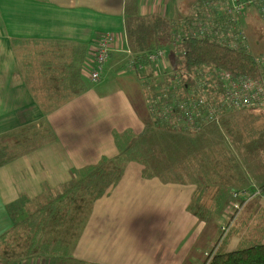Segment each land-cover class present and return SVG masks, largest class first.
Segmentation results:
<instances>
[{
	"label": "crops",
	"instance_id": "0c3cea01",
	"mask_svg": "<svg viewBox=\"0 0 264 264\" xmlns=\"http://www.w3.org/2000/svg\"><path fill=\"white\" fill-rule=\"evenodd\" d=\"M126 1L0 0V134L44 120L55 137L0 166V234L12 223L7 207L15 206L20 197L44 199L49 190L72 178L75 168L113 156L117 152L114 130L140 132L150 121L143 91L145 86L146 90L153 87L154 81L144 83L126 66L130 56L124 30ZM179 1L177 5L171 0L132 3L140 14L158 13L176 20L189 15ZM105 33L116 39L100 79L90 90L44 115L17 78L19 67L10 38L86 46L81 75L89 78L88 60L97 37ZM126 70L130 77H124ZM126 80L136 82L134 88ZM231 115L221 119L220 129L244 175L230 189H246L256 200L249 211L251 200L245 205L240 213L245 214H239L230 228L227 251L243 240L260 238L264 243V230L258 229L264 225V191L260 189L264 186V110L239 109ZM217 189L146 178L138 163H130L109 194L94 202L73 257L99 264H201L230 213L229 203L203 201L202 196L209 197ZM197 209L207 216L206 221L194 214ZM10 256L6 264H52L46 257L24 258L22 248L13 249Z\"/></svg>",
	"mask_w": 264,
	"mask_h": 264
},
{
	"label": "trees",
	"instance_id": "16d2710c",
	"mask_svg": "<svg viewBox=\"0 0 264 264\" xmlns=\"http://www.w3.org/2000/svg\"><path fill=\"white\" fill-rule=\"evenodd\" d=\"M217 4L216 0H198L194 15L174 20L158 13L140 14L132 0H127L124 13L127 45L139 53L165 47L181 35L180 51L174 57L179 69L189 72L215 67L233 77H263V67L256 56L241 47L220 44L217 35L200 33L195 27L199 22H214L216 26L225 22L222 16L216 19ZM206 8L215 10L216 15L211 12L202 18L204 21L199 20L198 13L202 14ZM10 43L19 67L17 78L24 82L44 115L86 90L81 75L86 46H77L73 41L15 38H10ZM233 112L236 109L221 107L220 117L232 116ZM112 137L117 149L113 156L104 155L96 163L75 168L74 176L55 191L49 190L44 199L28 200L22 196L15 206L7 207L12 223L0 234V264L8 263L10 252L16 248L23 249L24 258L46 257L52 264H99L74 258L73 251L94 202L118 184L130 161L143 165L142 174L146 178L148 172L144 166L147 164L164 172L177 168L175 172L184 183L204 188L231 187L243 179L242 168L215 123L198 132L186 133L146 121L140 132L125 128L114 130ZM54 138L52 128L44 120L0 134V166L39 149ZM165 174L171 173L153 176L164 181ZM260 189L264 191V186ZM194 214L207 220L200 209ZM258 229L263 231L264 225ZM228 233L210 259L201 264H264V243L260 238L240 241L234 250L227 251ZM219 236L217 233L215 241Z\"/></svg>",
	"mask_w": 264,
	"mask_h": 264
},
{
	"label": "built area",
	"instance_id": "2783aa9c",
	"mask_svg": "<svg viewBox=\"0 0 264 264\" xmlns=\"http://www.w3.org/2000/svg\"><path fill=\"white\" fill-rule=\"evenodd\" d=\"M217 5H220V16L226 19L225 22L219 26L214 22H199L194 24L195 27L200 33L217 35L220 44L241 47L248 51L246 35L240 26L237 13L247 5H254L264 26V0H220ZM115 39L114 35L108 33L97 37L91 58L86 62L90 81L96 82L100 79ZM180 43L181 35H177L167 45L171 49L170 57L166 54L165 47L139 53L133 52L129 47L127 49L130 55L126 63L128 69L144 83L150 82L151 79L154 81L153 87H147L145 99L149 119L155 125L195 133L210 123L220 127L221 107L264 110V54L256 56L258 63L263 67L261 78L233 77L215 67L188 72L175 66L174 57L180 51ZM181 52L185 54V51ZM232 190L230 213L222 226L223 235L212 246L216 250L242 209L255 196L246 189ZM211 254L212 252H207L206 256L211 257Z\"/></svg>",
	"mask_w": 264,
	"mask_h": 264
},
{
	"label": "rangeland",
	"instance_id": "374dc122",
	"mask_svg": "<svg viewBox=\"0 0 264 264\" xmlns=\"http://www.w3.org/2000/svg\"><path fill=\"white\" fill-rule=\"evenodd\" d=\"M178 1L179 0H171V2L175 3V4ZM197 2H198V0H180L179 1V3H180L179 5L182 6L183 8H185V9L187 8L186 12L185 11H183V12H185L186 14H191L192 12H194L197 9V7H196ZM216 2H220V0H216ZM216 7L218 8L217 10H218V13H219V16L216 19H220V13H221L220 5H216ZM177 10H178V8H177ZM189 11H190V13H188ZM211 12L214 15H216V11L215 10H211L209 8H206L205 11H202V14L198 13V16H199L198 18H200L199 20L204 21V19H202V18L208 17ZM194 14L195 13H192V15H194ZM237 15H238L239 20H240V26H241L242 30L244 31V33L246 35L247 44L249 46L247 48L248 51L254 56H261L260 54H264V26L262 25V23H261V21L259 19L258 13L255 11V6L254 5H247L246 7L241 9L237 13ZM165 48H166V54L170 57L171 56V49L168 46H165ZM127 71L128 70H126V72H124V73H126V76H124L125 78L130 77V75H129V73ZM84 81H85V85L87 87V89H86L87 91L90 90L93 87V84H95V82H91L89 80V78H87V77H84ZM126 81H128V80H126ZM120 83H121V80H120ZM127 83H128V85L130 87L134 88V84L136 82H133L131 80V81H128ZM144 91L146 92V86L144 88ZM144 91H143V94H145ZM134 162H136V161H134ZM130 163H133V162L130 161L125 166V169H127L128 165ZM136 163H138L142 167V170H143V165L141 163H139V162H136ZM144 167H146V170H147L146 172H148L146 174L148 175V177H152L155 173H171L170 175L169 174H165L164 175V183H166V182H173L175 184L184 183V181L180 180V178H179L180 174L175 172V170L177 168L172 169L170 172H164L162 170H159V168L150 166L148 164L145 165ZM124 172H125V170H124ZM155 177H157L158 179L161 180L160 177H158V176H155ZM193 185H195L196 187H199V185H197V184H193ZM236 187H239V186H236ZM208 188L210 189V191H211V189H215V188H218V189H217V193H215L213 191L210 192L209 197L208 196L207 197L202 196V199H203L204 202H207L209 204H212V203H215V204L216 203H219V204L222 203L223 204L224 203V204L228 205V203L232 200L231 199V193L233 192V190L230 189L232 187H223V185H217V186H211V187H208ZM109 192L107 194H105L104 196L108 195ZM255 200H256V198L253 197L251 199V202L248 203L247 208H246L248 211L252 207L251 204ZM244 214L245 213L243 212L242 214H240V216H243ZM208 222H209V220H208ZM212 222H214V221L212 220ZM225 223H226V219L223 220L221 226L219 227V232L218 233H220V236H219V238L216 241H214V244L220 239V237H222V235H223L222 226ZM209 232L211 234L212 230H209ZM214 233H216V231H214ZM16 249H18V248H16ZM214 250L216 251L215 248L211 247V248H209L208 250L205 251L204 256L202 257V260H203L202 263L205 261V259L206 260L210 259L209 256H206V253L207 252H209V253L212 252V254L210 255V256H212L214 254L213 253Z\"/></svg>",
	"mask_w": 264,
	"mask_h": 264
}]
</instances>
